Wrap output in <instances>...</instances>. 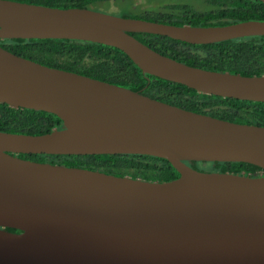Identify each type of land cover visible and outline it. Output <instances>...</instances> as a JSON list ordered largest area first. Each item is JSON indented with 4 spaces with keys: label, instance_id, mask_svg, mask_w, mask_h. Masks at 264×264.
Returning <instances> with one entry per match:
<instances>
[{
    "label": "water",
    "instance_id": "obj_1",
    "mask_svg": "<svg viewBox=\"0 0 264 264\" xmlns=\"http://www.w3.org/2000/svg\"><path fill=\"white\" fill-rule=\"evenodd\" d=\"M131 33L208 44L264 35V21L172 25L0 0V39L110 45L143 73L264 102V74L190 66ZM0 103L52 113L63 123L39 135L0 131V264H264V126L183 109L1 46ZM17 154L150 155L168 160L179 176L148 181ZM186 161L243 162L261 171H201Z\"/></svg>",
    "mask_w": 264,
    "mask_h": 264
},
{
    "label": "trees",
    "instance_id": "obj_2",
    "mask_svg": "<svg viewBox=\"0 0 264 264\" xmlns=\"http://www.w3.org/2000/svg\"><path fill=\"white\" fill-rule=\"evenodd\" d=\"M13 1L58 8H88L172 25L222 26L248 20L264 21V4L260 0ZM131 34L153 50L190 66L242 75L264 74V35L191 44L158 34ZM0 46L43 65L127 87L183 109L236 123L264 126V102L205 94L181 83L143 73L123 51L110 45L75 39L8 38L0 39ZM61 127L62 120L55 114L0 103V131L39 135ZM17 156L148 181L163 182L179 176L168 160L142 154ZM185 163L201 171L251 175L261 171V168L243 162Z\"/></svg>",
    "mask_w": 264,
    "mask_h": 264
},
{
    "label": "flooded vegetation",
    "instance_id": "obj_3",
    "mask_svg": "<svg viewBox=\"0 0 264 264\" xmlns=\"http://www.w3.org/2000/svg\"><path fill=\"white\" fill-rule=\"evenodd\" d=\"M260 173V171H258V172H255V173H253V174H259ZM249 174V173H248Z\"/></svg>",
    "mask_w": 264,
    "mask_h": 264
},
{
    "label": "rangeland",
    "instance_id": "obj_4",
    "mask_svg": "<svg viewBox=\"0 0 264 264\" xmlns=\"http://www.w3.org/2000/svg\"><path fill=\"white\" fill-rule=\"evenodd\" d=\"M103 12V11H102Z\"/></svg>",
    "mask_w": 264,
    "mask_h": 264
}]
</instances>
